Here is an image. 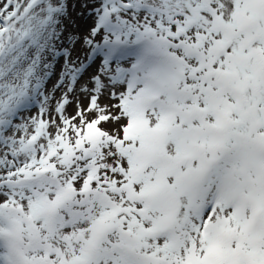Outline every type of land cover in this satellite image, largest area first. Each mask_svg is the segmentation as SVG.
<instances>
[{"label": "snow or ice", "instance_id": "obj_1", "mask_svg": "<svg viewBox=\"0 0 264 264\" xmlns=\"http://www.w3.org/2000/svg\"><path fill=\"white\" fill-rule=\"evenodd\" d=\"M0 264H264V0H0Z\"/></svg>", "mask_w": 264, "mask_h": 264}, {"label": "rangeland", "instance_id": "obj_2", "mask_svg": "<svg viewBox=\"0 0 264 264\" xmlns=\"http://www.w3.org/2000/svg\"><path fill=\"white\" fill-rule=\"evenodd\" d=\"M85 103H86V101H85ZM36 110H37V109H34V110L32 111V114H33V115H35ZM68 111H69V113H71V112L73 111V107H69Z\"/></svg>", "mask_w": 264, "mask_h": 264}]
</instances>
